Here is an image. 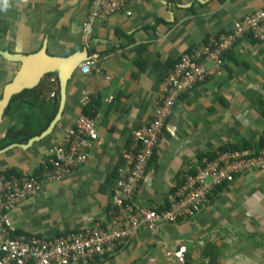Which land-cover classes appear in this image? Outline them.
Instances as JSON below:
<instances>
[{"label":"crops","instance_id":"obj_1","mask_svg":"<svg viewBox=\"0 0 264 264\" xmlns=\"http://www.w3.org/2000/svg\"><path fill=\"white\" fill-rule=\"evenodd\" d=\"M89 1L0 0V51L25 55L45 46L48 55L65 57L86 50L99 69L74 73L61 119L48 137L0 154V173L35 174L88 105L85 117L94 120L97 141L65 180L8 212L6 225L19 235L57 237L103 221L130 134L153 114L159 85L178 57L264 7V0H130L121 13L95 21L87 34L82 24ZM16 70L0 57V97ZM9 122L4 115L0 138ZM263 140L264 46L245 36L227 53L220 74L179 97L135 203L167 207L200 159L221 149L256 150ZM180 245L190 264H264V171L238 176L191 220L143 231L112 257L89 264H171L166 253Z\"/></svg>","mask_w":264,"mask_h":264},{"label":"built area","instance_id":"obj_2","mask_svg":"<svg viewBox=\"0 0 264 264\" xmlns=\"http://www.w3.org/2000/svg\"><path fill=\"white\" fill-rule=\"evenodd\" d=\"M130 0H90L82 28L90 33L95 21L121 13ZM127 17L130 12H125ZM250 35L264 46V7L235 21L226 33L197 43L184 52L159 85L153 114L130 134V143L121 154L110 203L116 207L108 222L92 228L57 237L18 236L6 225V215L28 197L37 195L48 185L65 180L86 160L85 151L97 141L94 120L80 116L67 130L61 143L52 147L39 175L21 173L0 176V264H89L103 255L115 253L118 245L135 239L141 231H153L160 225L193 218L207 200V194L220 183H231L233 176L252 170L264 171V147L255 157L253 151L218 153L212 160H202L193 176L186 175L183 185L171 197L170 207L161 211L138 208L134 197L150 159L159 145L162 129L179 97L190 92L205 78L216 76L223 54L238 41ZM210 65V66H209ZM82 74L99 72L97 61L89 58L79 67ZM50 82H53L50 80ZM53 90V91H51ZM48 97L56 96V87ZM87 99L89 91L81 93ZM158 95V96H157ZM87 103V102H86ZM85 103V104H86ZM84 104V105H85ZM187 248L180 245L168 251L171 264H190Z\"/></svg>","mask_w":264,"mask_h":264},{"label":"trees","instance_id":"obj_3","mask_svg":"<svg viewBox=\"0 0 264 264\" xmlns=\"http://www.w3.org/2000/svg\"><path fill=\"white\" fill-rule=\"evenodd\" d=\"M246 37H248L249 39H251L255 43H257L250 35H246ZM189 51H190V49L185 51V52H189ZM229 51H231V50H229ZM229 51H227L226 53L223 54L222 66H221V69L219 71V74L222 72L223 66H224L225 61H226V55H227V53ZM179 57H178V59H179ZM208 78H210V77L205 78V80L202 83H204ZM48 79H50V77L45 78L37 87H35V88L31 89V90H24L21 93H19L17 95H14L11 98L8 107L6 108V110L4 112V115L9 118L10 122H9L8 126L6 127V132H5L4 137L0 138V149H3L4 147H6L8 145H11V144H15V143L25 144L30 138H32L34 136H37L41 132H43L47 128V126L49 125L51 120L54 118V116L56 115V112H57L58 91L56 90V96L53 99L48 98V94H49V92L51 90V86H49V84H48ZM87 107H88V105L84 106L83 107L84 108L83 111H84V115L89 117V115L85 111V109H87ZM263 147H264V140L261 143H259V146H258V148L256 150H252L253 151L252 154L249 155L248 157H255L258 154V152H260V150ZM242 149L243 150H239L237 148L228 149V150L227 149H221L219 151V153H232V152H237V151H249V150H246L245 147H243ZM153 156H154V153H153L152 157ZM216 156L213 155V156H210L208 158H203V159L212 160ZM203 159L199 160V163L193 168V170L191 172H189L187 174H184L182 176V183L177 187V189H179L183 185L186 175L193 176L194 173H195L196 167L202 166V160ZM120 163H121V159H120ZM40 170H41V166L38 168V170L36 171V173L34 175L38 176L39 173H40ZM1 175H3L6 178H8L11 175L19 176L20 174H17L14 171H7V172L0 173V176ZM240 175L241 174L234 175L233 176V181L231 183H220L218 186L214 187L207 194V196H206L207 200L202 205L204 206V204H207L209 199H210V197L212 195H214L218 190H220V189H222V188H224L226 186H230L234 182V180ZM114 185H115V183H114ZM114 185H113V187L111 189V194L113 192ZM170 199H171V197H170ZM170 199H169V205L167 207H157L155 205H151L149 207H143V206L137 205L135 203V197H134V204L138 208L153 209V210L158 212V211H161L163 209H167V208L170 207V204H171ZM203 206L200 208V210L203 208ZM116 210H117V208L112 206L111 203H110L106 218L103 221L96 222L95 224L104 226V224L106 222H108L109 217L111 216V214L113 212H116ZM191 219L192 218H189L188 221L191 220ZM180 221H182V220L178 219V221L176 223H178ZM95 224H93V225H95ZM173 224H175V223H173ZM161 226H163V225L158 226L156 229H158ZM87 229H89V228H85V229H83V231L87 230ZM79 231H81V230H79ZM76 232H78V231H76ZM141 232H143V231H141ZM14 234L18 235V236H26V235H22V234L19 235V234L15 233V231H14ZM37 237H39V236H37ZM129 242L130 241L128 240L127 242L118 245L117 249L115 250V253L118 252L120 249H122ZM108 257H112V256L111 255H107V254L103 255V258L101 260H96L95 263H99V262H101L102 260H104L105 258H108Z\"/></svg>","mask_w":264,"mask_h":264},{"label":"water","instance_id":"obj_4","mask_svg":"<svg viewBox=\"0 0 264 264\" xmlns=\"http://www.w3.org/2000/svg\"><path fill=\"white\" fill-rule=\"evenodd\" d=\"M0 57L17 66L16 72L2 90L0 97V123L14 95L37 87L48 77H50L51 81H56L58 91L57 112L47 128L39 135L30 138L25 144L15 143L0 149V154H3L14 148L28 149L32 144L42 141L54 131L62 116L68 82L82 63L89 59V53L84 50L81 53L76 52L65 57L50 56L47 54L46 47L42 46L37 52L25 55L0 51Z\"/></svg>","mask_w":264,"mask_h":264},{"label":"flooded vegetation","instance_id":"obj_5","mask_svg":"<svg viewBox=\"0 0 264 264\" xmlns=\"http://www.w3.org/2000/svg\"><path fill=\"white\" fill-rule=\"evenodd\" d=\"M48 82H50V79H48ZM51 83H53L56 87H57V85H56V81L55 82H51ZM55 86H51V88H55ZM57 90V89H56Z\"/></svg>","mask_w":264,"mask_h":264},{"label":"rangeland","instance_id":"obj_6","mask_svg":"<svg viewBox=\"0 0 264 264\" xmlns=\"http://www.w3.org/2000/svg\"><path fill=\"white\" fill-rule=\"evenodd\" d=\"M158 96V95H157ZM175 194V193H174ZM174 194L172 196H174ZM184 221V220H183Z\"/></svg>","mask_w":264,"mask_h":264},{"label":"clouds","instance_id":"obj_7","mask_svg":"<svg viewBox=\"0 0 264 264\" xmlns=\"http://www.w3.org/2000/svg\"><path fill=\"white\" fill-rule=\"evenodd\" d=\"M49 95V94H48ZM49 98V97H48Z\"/></svg>","mask_w":264,"mask_h":264}]
</instances>
